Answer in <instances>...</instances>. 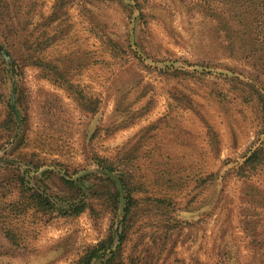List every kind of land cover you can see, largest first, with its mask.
I'll list each match as a JSON object with an SVG mask.
<instances>
[{
    "label": "rangeland",
    "instance_id": "rangeland-1",
    "mask_svg": "<svg viewBox=\"0 0 264 264\" xmlns=\"http://www.w3.org/2000/svg\"><path fill=\"white\" fill-rule=\"evenodd\" d=\"M263 139L264 0H0V264H264Z\"/></svg>",
    "mask_w": 264,
    "mask_h": 264
},
{
    "label": "trees",
    "instance_id": "trees-1",
    "mask_svg": "<svg viewBox=\"0 0 264 264\" xmlns=\"http://www.w3.org/2000/svg\"><path fill=\"white\" fill-rule=\"evenodd\" d=\"M264 161V139L262 142V146L260 148L255 149L252 154L249 156L248 159H246L245 163L248 166V171L254 170L260 163ZM35 198L34 196L32 197ZM37 198V207H48V202L41 197L36 196ZM35 200V199H34ZM81 210V208L78 210L77 213ZM104 241L99 242L95 246H93L91 249H89L79 260L76 264H90L91 261L94 258L98 257V253L101 250H104Z\"/></svg>",
    "mask_w": 264,
    "mask_h": 264
},
{
    "label": "water",
    "instance_id": "water-1",
    "mask_svg": "<svg viewBox=\"0 0 264 264\" xmlns=\"http://www.w3.org/2000/svg\"><path fill=\"white\" fill-rule=\"evenodd\" d=\"M100 172L110 176L115 181V183L117 185L118 192H119V196H120V202L122 204V202H123L122 185H121L119 179L117 178V176H115L114 174H112L111 172L106 171V170H100Z\"/></svg>",
    "mask_w": 264,
    "mask_h": 264
}]
</instances>
